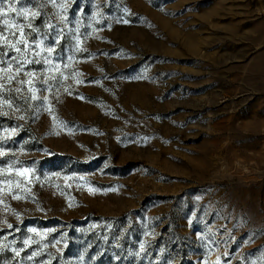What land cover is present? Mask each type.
Listing matches in <instances>:
<instances>
[{"label": "rangeland", "instance_id": "rangeland-1", "mask_svg": "<svg viewBox=\"0 0 264 264\" xmlns=\"http://www.w3.org/2000/svg\"><path fill=\"white\" fill-rule=\"evenodd\" d=\"M56 4L0 73V264H264V0Z\"/></svg>", "mask_w": 264, "mask_h": 264}, {"label": "snow or ice", "instance_id": "snow-or-ice-1", "mask_svg": "<svg viewBox=\"0 0 264 264\" xmlns=\"http://www.w3.org/2000/svg\"><path fill=\"white\" fill-rule=\"evenodd\" d=\"M30 2V0H25V2L23 4H21V0H0V18H2V23L4 25H8L10 28H14L16 29V31L19 32V37L16 38L15 42L13 43L8 37L0 35V45H7L8 47H10L11 49H14L15 52L18 54L17 56H13L10 59H5L6 57V53H0V73L5 74L6 79L11 82L14 78V75L16 77H18L20 75V73H24L25 76L28 77H33L35 75H37L36 73H33L31 71L25 72V66L27 64H31V63H40L41 61L39 59H28L27 57L29 55H33L36 57H39L41 54V51H47V53L49 54L48 57L45 58V62L49 65H52V59H51V53L54 51L53 47H46V48H42L41 46L44 44L43 40H40L38 43L34 42L35 47H33V45H30L27 39V36L30 35L31 33H25L24 29L25 28H30L32 29L33 32H39L38 28H34L32 23L29 22L27 24L24 23H16V19L19 17H24L25 20L28 19L29 14L35 18L37 16L40 15L39 11H32L27 4ZM49 3L52 4L53 7H57L58 5L56 4V0H48ZM5 3L8 4V8L5 9ZM17 4H21V7L19 9L16 8ZM44 5H40V7H43ZM59 7L63 8V5H59ZM8 12H14L15 13V17L14 18H9L7 16ZM11 20V23H10ZM65 18L61 17V22H64ZM47 27L49 29H54V25H52L51 23L47 24ZM62 31V30H61ZM0 32H3V29H0ZM13 36H15V32L12 33ZM59 39H60V35L59 33H57L54 42L55 43H59ZM20 44L24 45V48L21 49L19 47ZM36 48H39L40 51H36ZM13 61L15 62V73L13 74ZM53 67H55V65H53ZM18 84H23L25 83V81L19 80L17 79L16 81ZM28 83H31V80L28 81ZM39 83H47V81L41 80L39 81ZM4 88L3 84H0V89ZM48 89H44V91H47ZM16 92H20L21 89L17 88L15 89ZM29 91H31L33 93V95L31 96V99H37V96L35 95V93L37 91H40V89H36V88H30ZM12 98L9 97V100H11ZM45 99H47L45 97ZM9 107H12V105L9 103ZM4 115H7V113H3ZM22 118V117H21ZM53 119L56 120L57 118L55 116H53ZM59 124L61 126H66L64 125L63 121H59ZM13 131H15V129H13ZM0 155H3V152H0ZM9 227H11L9 225ZM34 231V230H33ZM143 247V245L141 246Z\"/></svg>", "mask_w": 264, "mask_h": 264}]
</instances>
